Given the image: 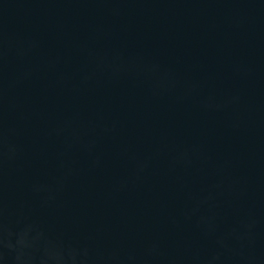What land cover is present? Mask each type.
Instances as JSON below:
<instances>
[{
	"label": "water",
	"instance_id": "95a60500",
	"mask_svg": "<svg viewBox=\"0 0 264 264\" xmlns=\"http://www.w3.org/2000/svg\"><path fill=\"white\" fill-rule=\"evenodd\" d=\"M0 264H264V0H0Z\"/></svg>",
	"mask_w": 264,
	"mask_h": 264
}]
</instances>
